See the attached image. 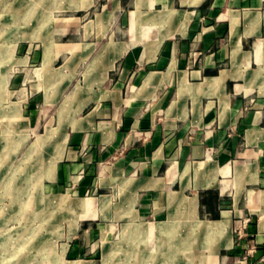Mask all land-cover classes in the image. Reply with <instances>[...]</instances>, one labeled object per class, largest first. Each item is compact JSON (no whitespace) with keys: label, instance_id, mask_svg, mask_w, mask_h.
<instances>
[{"label":"crops","instance_id":"crops-1","mask_svg":"<svg viewBox=\"0 0 264 264\" xmlns=\"http://www.w3.org/2000/svg\"><path fill=\"white\" fill-rule=\"evenodd\" d=\"M10 9L39 30L21 37L1 136L32 132L44 191L108 234L119 223L125 250L146 245L142 264H154L148 243L157 256L175 241L201 252L197 264H264V0Z\"/></svg>","mask_w":264,"mask_h":264},{"label":"rangeland","instance_id":"rangeland-1","mask_svg":"<svg viewBox=\"0 0 264 264\" xmlns=\"http://www.w3.org/2000/svg\"><path fill=\"white\" fill-rule=\"evenodd\" d=\"M18 1L21 0H0V109L9 105L8 81L13 60H19L22 55L20 45L24 44L21 42L28 40L21 37L28 36L29 30L32 33L39 30L36 18H23L22 10L19 17L13 15L10 8ZM33 12L37 16L40 13L38 10ZM3 123L7 121L0 116V264H142L141 248L146 245L139 241L128 242L127 246L132 248L125 250L119 223H113L117 228L108 234L105 229L111 223L100 218L89 222L82 220L80 213L70 206L78 201L69 196L53 195L44 191L42 182L37 184L39 171L36 165L40 162L38 152H29V142L34 138L32 132L13 122L16 125L9 126L12 131L5 138L1 136L7 129ZM6 148L8 152H5ZM89 202L92 203L90 208L94 209L96 203ZM83 223H90L94 231L79 235L78 229ZM241 233L239 230L236 237ZM81 238L86 245L84 250L72 251L71 244L79 245ZM182 245L175 241L173 249H161L156 256L150 248L152 244L148 243L145 253L155 257L147 261L197 264L201 252L184 249Z\"/></svg>","mask_w":264,"mask_h":264},{"label":"bare ground","instance_id":"bare-ground-1","mask_svg":"<svg viewBox=\"0 0 264 264\" xmlns=\"http://www.w3.org/2000/svg\"><path fill=\"white\" fill-rule=\"evenodd\" d=\"M44 141V140H43ZM38 184V183H37ZM63 201H65L66 202V200H63ZM90 205H92L91 203H90ZM76 206V205H75ZM86 207H88V204L87 203H82V208L83 209H85ZM76 209H79V208H76ZM73 264V263H72Z\"/></svg>","mask_w":264,"mask_h":264}]
</instances>
